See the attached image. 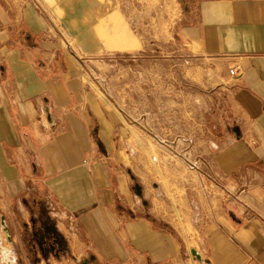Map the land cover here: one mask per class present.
Masks as SVG:
<instances>
[{
  "label": "crops",
  "instance_id": "1",
  "mask_svg": "<svg viewBox=\"0 0 264 264\" xmlns=\"http://www.w3.org/2000/svg\"><path fill=\"white\" fill-rule=\"evenodd\" d=\"M40 1L66 41L30 1L0 0V215L15 263L27 264L26 243L46 254L53 237L51 264H74L79 249L88 264L135 253L150 264H264V0H175L188 56L218 73L231 108L206 141L199 184L179 187L181 205L154 192L146 217L121 171V117L84 89L66 49L91 50L108 0Z\"/></svg>",
  "mask_w": 264,
  "mask_h": 264
},
{
  "label": "rangeland",
  "instance_id": "2",
  "mask_svg": "<svg viewBox=\"0 0 264 264\" xmlns=\"http://www.w3.org/2000/svg\"><path fill=\"white\" fill-rule=\"evenodd\" d=\"M28 1L59 24V40H65L56 15L40 0ZM107 2L110 13L91 27V50H79L76 41L71 43L73 50L66 49L84 89L103 98L121 117V171L138 200L136 212L146 217L154 192L159 196L158 191H174V201L181 205L179 187L191 181L199 184L197 170L204 168L199 158L210 151L206 141L226 130L231 107L228 93L218 87V73L188 56L187 49H195L180 32L175 0ZM1 221L0 215V253L2 247L10 249L16 264L11 233L7 235ZM25 245L32 249L27 264H51L49 247L41 254L33 239ZM82 252L78 250L74 264H88ZM135 256L117 264H150V258ZM1 257L0 264H5Z\"/></svg>",
  "mask_w": 264,
  "mask_h": 264
},
{
  "label": "bare ground",
  "instance_id": "3",
  "mask_svg": "<svg viewBox=\"0 0 264 264\" xmlns=\"http://www.w3.org/2000/svg\"><path fill=\"white\" fill-rule=\"evenodd\" d=\"M5 228H6V226H5ZM4 228V230H5V232L7 233V235H9V231L7 232V228L5 229ZM10 238V237H9ZM1 240V239H0ZM0 243H1V241H0ZM3 243V242H2ZM1 243V244H2ZM1 251V250H0ZM0 254H2V257L4 258L3 259V262L5 263V264H14V261L11 259V256H10V251L8 250V249H6V248H3L2 249V253H0ZM1 257V258H2ZM1 263H2V260L0 261Z\"/></svg>",
  "mask_w": 264,
  "mask_h": 264
},
{
  "label": "water",
  "instance_id": "4",
  "mask_svg": "<svg viewBox=\"0 0 264 264\" xmlns=\"http://www.w3.org/2000/svg\"><path fill=\"white\" fill-rule=\"evenodd\" d=\"M140 192H141V191H140V188L138 187V193L141 194ZM3 226H5V222H4V220H3ZM192 254H193V256H195L196 258L199 259V256L197 255V253H196L195 251H192Z\"/></svg>",
  "mask_w": 264,
  "mask_h": 264
},
{
  "label": "built area",
  "instance_id": "5",
  "mask_svg": "<svg viewBox=\"0 0 264 264\" xmlns=\"http://www.w3.org/2000/svg\"><path fill=\"white\" fill-rule=\"evenodd\" d=\"M230 74H231L232 76H235V75H236L235 70H234V69H230ZM1 224H2V226H3V222H1ZM3 227H4V226H3ZM8 240L10 241L9 237H8ZM0 245H1V243H0Z\"/></svg>",
  "mask_w": 264,
  "mask_h": 264
},
{
  "label": "flooded vegetation",
  "instance_id": "6",
  "mask_svg": "<svg viewBox=\"0 0 264 264\" xmlns=\"http://www.w3.org/2000/svg\"><path fill=\"white\" fill-rule=\"evenodd\" d=\"M39 247H40V248H43V245H42V244H39ZM49 247H50V248H54V246L51 244V242L49 243Z\"/></svg>",
  "mask_w": 264,
  "mask_h": 264
}]
</instances>
